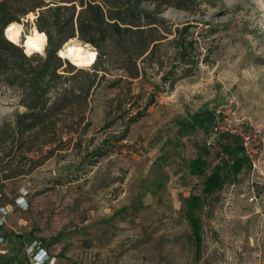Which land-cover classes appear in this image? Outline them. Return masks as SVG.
I'll return each instance as SVG.
<instances>
[{
	"label": "rangeland",
	"instance_id": "374dc122",
	"mask_svg": "<svg viewBox=\"0 0 264 264\" xmlns=\"http://www.w3.org/2000/svg\"><path fill=\"white\" fill-rule=\"evenodd\" d=\"M187 3V10L167 7L161 15L171 30L191 25L204 61L158 94L135 121L129 119L151 91L149 82L167 69L178 70L171 67L172 34L161 40L156 60L143 64L144 80H132V93L139 95L131 98L132 108L122 113L110 101L116 90L104 86L116 81L124 91L127 79L112 67L87 97L89 110L79 106L62 116L75 121L84 113L73 132L61 128L62 142L54 140L48 124L35 135H16L14 117L25 110L20 89L0 77V228L20 245L3 263L31 264L29 250L41 247L54 264H264V156L257 172L250 175L245 163L233 177L235 140L209 132L212 111L228 108L264 137V0ZM39 8L18 18L20 36L18 26L13 31L30 55H42L46 46V40L41 51L42 45L37 50L26 45L37 30ZM72 39L92 49L93 63L95 47L75 31ZM157 57L162 65L155 74ZM91 63L76 68L87 70ZM204 111L209 118L201 126L190 130L182 124ZM198 156L202 172L193 174L190 163ZM216 165L224 179L205 194V176ZM250 192L255 204L247 201ZM190 195L199 198L190 211L193 219L185 214ZM10 248L7 239L0 240V254Z\"/></svg>",
	"mask_w": 264,
	"mask_h": 264
},
{
	"label": "trees",
	"instance_id": "16d2710c",
	"mask_svg": "<svg viewBox=\"0 0 264 264\" xmlns=\"http://www.w3.org/2000/svg\"><path fill=\"white\" fill-rule=\"evenodd\" d=\"M18 1L22 2L21 5H17ZM188 1L58 0L48 5L49 2L44 0H0V77L6 84L16 85L20 89L19 102L25 108L14 117L16 135L19 138L35 135L37 130L42 132L44 124H48L53 130L54 140L62 142L61 128H65L64 132L75 130L74 126L79 124L81 117L83 118L85 109H90L87 97L101 86V80L112 67L125 73L126 89L119 91L116 81H111L104 87L116 90L110 101L115 99V108L125 113L134 106L130 103L131 98L139 96L138 93H132V80L139 77L144 80L143 64L149 65L156 60L155 53L161 40L172 34L171 39H168L173 43L174 62L171 67L178 66V70L167 69L160 73L157 82H149L151 91L146 94L142 106L135 105V115L129 122L143 116L147 107L155 104L158 94L170 91L177 80L192 74V66L200 60L204 61L194 45L196 39L188 31L191 25L186 24L171 30L164 25L166 21L161 15L167 7L187 10ZM44 6L46 7L41 8ZM35 8H39L35 18V28L39 32L33 30L32 40L30 42L27 38L26 45L29 50L40 49L42 45L39 50L41 51L46 40L42 55L28 54L26 47L20 45L13 36L14 29L19 25L18 18ZM40 31L45 32L46 38ZM74 31L80 40L90 43L96 49L94 62L92 61L91 68L87 70L76 68L56 55L60 46L67 39H72ZM20 34L21 26H18L15 36ZM157 58L158 68L154 71L155 74H158L162 65V60ZM64 72L72 73L67 75L63 74ZM77 75L82 78L80 82L74 79ZM79 106L84 108L80 120L73 121L62 117ZM208 116V112H198L190 121L182 124L194 130L196 126H201ZM70 138L72 137L68 139ZM231 151L233 160L230 169L235 177L245 160L237 144ZM96 152L97 150H94L93 154ZM203 163L202 156L193 159L190 172L201 173ZM223 179L220 167L214 166L205 176L202 192L208 194L218 189ZM198 203L197 195H190L186 199L185 214L189 219H193L190 211ZM194 230V236L198 238L196 226Z\"/></svg>",
	"mask_w": 264,
	"mask_h": 264
},
{
	"label": "built area",
	"instance_id": "2783aa9c",
	"mask_svg": "<svg viewBox=\"0 0 264 264\" xmlns=\"http://www.w3.org/2000/svg\"><path fill=\"white\" fill-rule=\"evenodd\" d=\"M210 136H229L239 147L250 175L257 172L264 156V137L260 130L243 125L231 109H214L209 123ZM249 203L255 204L257 197L254 192L247 196ZM2 222L0 221V226ZM31 264H54V257L41 247L29 250Z\"/></svg>",
	"mask_w": 264,
	"mask_h": 264
},
{
	"label": "bare ground",
	"instance_id": "6f19581e",
	"mask_svg": "<svg viewBox=\"0 0 264 264\" xmlns=\"http://www.w3.org/2000/svg\"><path fill=\"white\" fill-rule=\"evenodd\" d=\"M25 47V42L23 41ZM92 49L85 43L69 39L58 50V56L67 59L76 67H82L88 64Z\"/></svg>",
	"mask_w": 264,
	"mask_h": 264
},
{
	"label": "water",
	"instance_id": "95a60500",
	"mask_svg": "<svg viewBox=\"0 0 264 264\" xmlns=\"http://www.w3.org/2000/svg\"><path fill=\"white\" fill-rule=\"evenodd\" d=\"M4 34V32H3ZM67 60V59H66ZM7 239L10 241L11 249L8 252L0 254V264L4 259H8L13 257L19 252L20 245L14 234L5 232L2 228H0V240Z\"/></svg>",
	"mask_w": 264,
	"mask_h": 264
},
{
	"label": "flooded vegetation",
	"instance_id": "af4514ba",
	"mask_svg": "<svg viewBox=\"0 0 264 264\" xmlns=\"http://www.w3.org/2000/svg\"><path fill=\"white\" fill-rule=\"evenodd\" d=\"M8 241H9V240H8ZM9 242H10V241H9ZM10 249H11V248H10ZM4 260H5V259H4ZM4 260H3V261H4ZM3 261H2L1 263H2V264H5V263H3Z\"/></svg>",
	"mask_w": 264,
	"mask_h": 264
},
{
	"label": "clouds",
	"instance_id": "9594fccd",
	"mask_svg": "<svg viewBox=\"0 0 264 264\" xmlns=\"http://www.w3.org/2000/svg\"><path fill=\"white\" fill-rule=\"evenodd\" d=\"M88 63H91V60H89Z\"/></svg>",
	"mask_w": 264,
	"mask_h": 264
}]
</instances>
